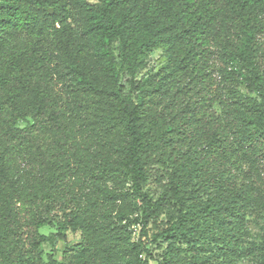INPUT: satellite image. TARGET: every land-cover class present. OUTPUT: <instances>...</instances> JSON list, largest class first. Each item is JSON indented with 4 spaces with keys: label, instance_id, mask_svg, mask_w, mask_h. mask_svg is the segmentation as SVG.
Masks as SVG:
<instances>
[{
    "label": "trees",
    "instance_id": "obj_1",
    "mask_svg": "<svg viewBox=\"0 0 264 264\" xmlns=\"http://www.w3.org/2000/svg\"><path fill=\"white\" fill-rule=\"evenodd\" d=\"M263 4L0 0L5 264H19L25 241L33 250L44 240L51 245L48 264H236L258 165L264 163V75L255 60ZM215 43L243 65L219 69L229 83L223 100L210 96L215 82L205 62L206 49ZM157 47L166 51L165 67L137 79L146 54ZM124 75L126 91L120 84ZM239 84L249 94H241ZM220 102L227 115L214 109ZM90 139L113 159L88 165L82 149ZM166 161L167 183L153 199L143 191L150 164ZM80 168L95 176L92 195L84 193L87 204H78L74 215L79 240L68 242L60 230L42 235L40 229L52 225L54 200ZM99 179L128 180V192L141 200L136 240L123 230L136 209L127 203L113 214L105 206L129 193L101 187ZM162 212L165 222L147 240L149 221ZM162 238L171 239L167 249L162 258H152L147 245ZM58 239L66 240L62 248ZM175 241H192L208 254L196 251L183 260ZM258 249L264 243L246 254ZM213 255L221 258L210 260Z\"/></svg>",
    "mask_w": 264,
    "mask_h": 264
},
{
    "label": "rangeland",
    "instance_id": "obj_2",
    "mask_svg": "<svg viewBox=\"0 0 264 264\" xmlns=\"http://www.w3.org/2000/svg\"><path fill=\"white\" fill-rule=\"evenodd\" d=\"M257 14L264 23V4L260 9H258ZM76 29L79 31L77 27ZM260 30V32H257L255 38V43L258 46L255 60L257 61L261 73L264 75V26ZM205 54L207 69L215 82L214 85L209 89L210 96L218 100L227 99V89L229 83L222 79L219 69L223 67H227L229 69L231 66L240 68L243 66L241 59H239L240 57H237L236 59L230 61L221 45L216 43L210 44L209 48L206 49ZM166 62L167 54L164 48L157 47L150 50L145 56V65L140 70L136 78L141 80L149 74L163 69L166 65ZM120 84L122 85L124 91L128 89L129 84L127 81V76H122ZM237 89L241 94H249L248 90L243 84H239ZM214 109L217 110L218 113L227 115V108L221 102L215 103ZM85 138L88 139L89 137ZM82 151L86 154H89L87 157L88 165L99 166L106 161L109 162L111 159H113L109 158V151L101 149L100 146H96L94 140L92 141L91 139L86 147H83ZM112 156L116 157L117 155L113 153ZM258 166L260 169V175L259 179H257L254 184V198L245 216V228L238 239V252H240L242 256L237 260L236 264H264V250L258 249L255 251L253 256L246 254L249 252L250 247L258 248L264 243V163H260ZM170 168L171 167L168 164V161L164 163L155 162L150 164L148 180L144 185L143 191L147 192L148 195L153 199L160 196L164 189V185L167 183V176ZM94 176V173L90 169L84 170L80 168L74 171L67 182L66 188L62 193H60V196L54 200L49 214L52 220V225L42 227L40 229V233L42 235L48 236L60 230V232L65 233L66 240L68 242L75 243L79 240L81 231L74 215L76 214L78 204L81 206L87 204V198L85 197L84 193L88 196L92 195L90 182ZM99 183L101 187H106L117 192H131L130 182L128 180H126L123 184V179L119 181L111 179L106 183L99 179ZM130 192H128L129 195H127L124 200L110 201L106 203L105 206H107V210L112 211L113 214L127 203V206L136 209L135 213L125 223L123 228L124 231L130 234V240L133 241L136 240V236L141 226L140 213L143 205L141 200L136 198L134 194H130ZM188 205H190L189 202ZM135 214H138V217ZM165 220V212H162L157 216V218H153L149 221L148 226L146 227V230L149 232L147 240H150V234L154 231V227L157 225H162ZM145 238L146 237L143 236V239L146 241ZM53 239H56V237H53ZM58 240L57 246L62 248L66 240ZM170 240L171 239L168 238H162L149 241L147 248L149 249L152 258H162L163 252L167 249ZM174 244L180 246L181 250L179 253L183 260H188L191 258L192 254H194L196 251L200 254H205L202 255L203 257L207 256L208 254L198 251L197 247H195L196 245L192 241L190 243H187L186 241H175ZM212 244H214V242L211 243V248H213ZM50 251L51 245L49 241L44 240L40 242L37 248L33 250L29 243L25 241L23 245V254L20 258L19 264H48V254ZM214 258L219 260L221 257L213 255L209 259L212 260ZM0 264H5L1 258Z\"/></svg>",
    "mask_w": 264,
    "mask_h": 264
},
{
    "label": "water",
    "instance_id": "obj_3",
    "mask_svg": "<svg viewBox=\"0 0 264 264\" xmlns=\"http://www.w3.org/2000/svg\"><path fill=\"white\" fill-rule=\"evenodd\" d=\"M49 11H50V13H52V9H50Z\"/></svg>",
    "mask_w": 264,
    "mask_h": 264
}]
</instances>
